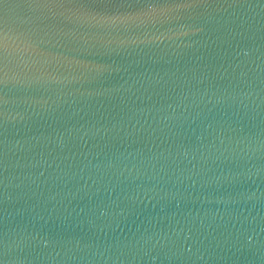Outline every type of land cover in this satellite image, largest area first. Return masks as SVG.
I'll return each mask as SVG.
<instances>
[{
	"label": "water",
	"instance_id": "water-1",
	"mask_svg": "<svg viewBox=\"0 0 264 264\" xmlns=\"http://www.w3.org/2000/svg\"><path fill=\"white\" fill-rule=\"evenodd\" d=\"M132 5L0 0V264H264V0Z\"/></svg>",
	"mask_w": 264,
	"mask_h": 264
},
{
	"label": "snow or ice",
	"instance_id": "snow-or-ice-1",
	"mask_svg": "<svg viewBox=\"0 0 264 264\" xmlns=\"http://www.w3.org/2000/svg\"><path fill=\"white\" fill-rule=\"evenodd\" d=\"M25 5H44V6H64L67 3H79L81 8L85 5H95L90 11L83 13L97 24L102 22L115 23L128 19H139L146 16L145 11L138 10L136 12L127 11L132 8V0H21ZM171 4L176 8H190L195 4H199L202 0H170ZM93 13H95L93 15ZM99 17V19H97ZM2 16H0V83H4L7 76L5 63L7 50V35L2 26Z\"/></svg>",
	"mask_w": 264,
	"mask_h": 264
}]
</instances>
